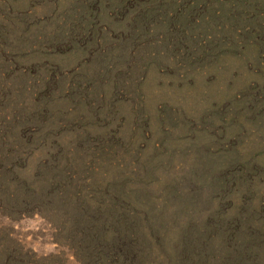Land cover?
Masks as SVG:
<instances>
[{"label": "rangeland", "instance_id": "rangeland-1", "mask_svg": "<svg viewBox=\"0 0 264 264\" xmlns=\"http://www.w3.org/2000/svg\"><path fill=\"white\" fill-rule=\"evenodd\" d=\"M0 264H264V0H0Z\"/></svg>", "mask_w": 264, "mask_h": 264}]
</instances>
